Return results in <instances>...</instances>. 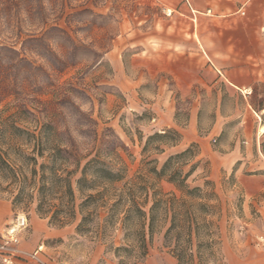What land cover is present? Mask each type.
<instances>
[{
	"label": "rangeland",
	"instance_id": "obj_1",
	"mask_svg": "<svg viewBox=\"0 0 264 264\" xmlns=\"http://www.w3.org/2000/svg\"><path fill=\"white\" fill-rule=\"evenodd\" d=\"M167 3L0 0V109L25 117L21 125L30 130L36 121L51 123L62 137L69 169L96 155L124 173L105 193L104 205L98 201L86 208L92 216L81 231L76 228L82 201L78 193L76 218L60 226L37 214L35 202L13 204L14 190H4L2 184L0 244L17 219L25 220L12 246L17 252L11 264H34L27 255L39 247L38 256L47 264H263L264 138L260 147L244 143L250 108L264 113L263 86L256 85L245 101L223 82L211 85V74L193 81L190 68L199 62L178 63L166 53L185 29L177 19H166L167 9L181 17ZM242 11L238 19L243 22L247 9ZM234 24L241 22H203L208 34L203 42L231 45L234 34L215 35L237 29ZM221 72L233 80L259 77L255 70ZM169 118L174 126L163 123ZM191 118L193 133L188 135ZM168 129L180 138L147 142ZM196 136L200 142L190 140ZM192 143L196 155L179 162L180 170L184 174L196 164L186 183L203 187L209 181L215 193L212 206L202 212L193 206L199 199L186 197L188 207L173 215L159 206L150 223L153 195L179 196L150 169L158 170L168 156ZM127 182L135 185V200L146 201L144 215H126L119 199L115 213L108 215L117 195L124 199ZM2 254L0 264H7Z\"/></svg>",
	"mask_w": 264,
	"mask_h": 264
},
{
	"label": "trees",
	"instance_id": "obj_2",
	"mask_svg": "<svg viewBox=\"0 0 264 264\" xmlns=\"http://www.w3.org/2000/svg\"><path fill=\"white\" fill-rule=\"evenodd\" d=\"M24 120L25 117L0 109V189L5 184L4 190H14L13 204L27 205L35 202L37 214L49 217L50 223L60 226L73 221L78 211L81 217L76 228L78 231L83 230L92 216V211H86V208L98 201L103 205L106 203L105 193L124 179L123 170L110 166L96 155L81 167L75 164L69 169L67 150L62 147V137L54 126L48 122L36 121L34 129L30 130L21 125ZM169 135L180 138L176 130L168 129L148 137L147 142L156 138L166 139ZM194 147L196 144L192 143L184 151L168 156L158 170L156 167L150 169L156 179L165 178L179 192V196L171 194L166 198L153 195L148 209L150 223L159 206L168 208L173 215L180 208L188 207L190 204L187 205L186 197L199 199L193 206L199 207L202 212H207L212 206L209 201L215 197V193L209 181H205L203 187H189L186 183L196 164L191 165L184 174L180 170L179 162L195 157L196 153L192 151ZM174 163L178 164L176 169ZM134 186L133 182H127L124 199L121 194L117 195L116 200L108 207V215L115 213L118 199L123 201L126 215L131 211L144 215L142 208L147 203L143 201L141 204L135 200L132 196ZM76 193L82 200L77 211ZM202 199H205L204 202Z\"/></svg>",
	"mask_w": 264,
	"mask_h": 264
},
{
	"label": "crops",
	"instance_id": "obj_3",
	"mask_svg": "<svg viewBox=\"0 0 264 264\" xmlns=\"http://www.w3.org/2000/svg\"><path fill=\"white\" fill-rule=\"evenodd\" d=\"M167 2V5L178 11L181 17L176 18L174 14L172 15L171 9H167L170 14H167L166 19L169 21L177 19L185 29L179 28L176 44L167 47L166 53L174 55L178 63L191 60L199 62L200 65L190 68L195 70L191 74L193 81L198 82L202 75L211 74L214 78L211 85L223 82L227 90L241 94L245 101L252 98L256 85L259 84L264 89V0H167ZM243 9H247V18L242 22V19H238V14L243 12ZM235 19L238 23L241 22L237 26L234 24V28L237 29L232 31L226 29L215 35L220 39L229 37L231 33L234 34L231 45L226 43V45L221 43L207 45L203 42V39L208 37V34L202 31L203 22L210 24L217 22L226 26ZM210 37H214L212 32L209 34ZM228 70H255L259 71V77L247 81L233 80L221 72L226 73ZM250 110L253 116L246 128L247 136L244 143L247 147L252 146L253 143L260 147L264 132L260 133L258 129L264 124V113L256 112L252 108ZM154 119L160 120V118ZM163 123L167 127L174 126L170 118L164 119ZM183 133H186V130ZM192 133L191 118L187 134ZM183 137H186V134H183ZM196 139L200 142V137L190 138V140Z\"/></svg>",
	"mask_w": 264,
	"mask_h": 264
},
{
	"label": "built area",
	"instance_id": "obj_4",
	"mask_svg": "<svg viewBox=\"0 0 264 264\" xmlns=\"http://www.w3.org/2000/svg\"><path fill=\"white\" fill-rule=\"evenodd\" d=\"M25 224L24 218L17 219V222L15 226L10 227L6 231V236L4 241L0 244V252L4 253L2 254V261L7 264L13 263L15 260L13 259L14 254L17 252L16 250L12 249L13 245H16L18 243L17 238V232L20 228H22ZM262 249L264 253V238L261 239ZM8 246H11L10 248ZM40 250V247L38 250L34 251L33 253H29L27 255V258L34 264H47L45 263L39 256L38 251Z\"/></svg>",
	"mask_w": 264,
	"mask_h": 264
},
{
	"label": "bare ground",
	"instance_id": "obj_5",
	"mask_svg": "<svg viewBox=\"0 0 264 264\" xmlns=\"http://www.w3.org/2000/svg\"><path fill=\"white\" fill-rule=\"evenodd\" d=\"M166 13H167V14H170V11H169V10H168V11L166 10ZM263 125H264V124H263ZM263 125L259 126L258 131H259L260 133H263V132H264V126H263ZM259 132H258V133H259Z\"/></svg>",
	"mask_w": 264,
	"mask_h": 264
}]
</instances>
